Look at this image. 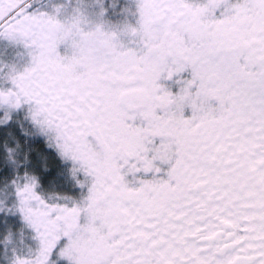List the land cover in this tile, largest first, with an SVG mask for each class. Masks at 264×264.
I'll return each mask as SVG.
<instances>
[{"label":"snow or ice","instance_id":"1","mask_svg":"<svg viewBox=\"0 0 264 264\" xmlns=\"http://www.w3.org/2000/svg\"><path fill=\"white\" fill-rule=\"evenodd\" d=\"M0 264H264V0H0Z\"/></svg>","mask_w":264,"mask_h":264},{"label":"rangeland","instance_id":"2","mask_svg":"<svg viewBox=\"0 0 264 264\" xmlns=\"http://www.w3.org/2000/svg\"><path fill=\"white\" fill-rule=\"evenodd\" d=\"M21 50L7 41L0 40V62L15 63L17 68H22L24 59H27L26 56L21 57L17 55Z\"/></svg>","mask_w":264,"mask_h":264},{"label":"flooded vegetation","instance_id":"3","mask_svg":"<svg viewBox=\"0 0 264 264\" xmlns=\"http://www.w3.org/2000/svg\"><path fill=\"white\" fill-rule=\"evenodd\" d=\"M23 62H26V59H24Z\"/></svg>","mask_w":264,"mask_h":264}]
</instances>
